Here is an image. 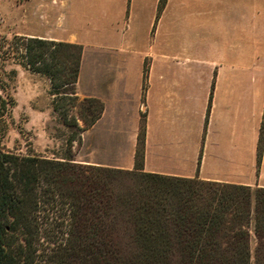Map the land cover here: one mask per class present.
Segmentation results:
<instances>
[{
    "label": "trees",
    "instance_id": "obj_1",
    "mask_svg": "<svg viewBox=\"0 0 264 264\" xmlns=\"http://www.w3.org/2000/svg\"><path fill=\"white\" fill-rule=\"evenodd\" d=\"M165 3L159 0L157 16ZM17 41L25 67L48 78L63 124L81 128L73 108L84 127L94 124L103 103L79 101L74 87L82 46L35 36ZM5 112L0 94V116ZM263 141L264 112L257 166ZM143 157V141L132 169L0 150V264H34L40 240L52 244L48 264L79 256L87 257L81 264H99L97 255L136 257L122 264H250L251 257L264 264V188L146 172Z\"/></svg>",
    "mask_w": 264,
    "mask_h": 264
},
{
    "label": "crops",
    "instance_id": "obj_2",
    "mask_svg": "<svg viewBox=\"0 0 264 264\" xmlns=\"http://www.w3.org/2000/svg\"><path fill=\"white\" fill-rule=\"evenodd\" d=\"M158 2L37 0L43 32L30 36L100 46L133 103L148 57L144 171L264 188V72L254 74L251 35L238 37L237 0H166L157 16Z\"/></svg>",
    "mask_w": 264,
    "mask_h": 264
},
{
    "label": "rangeland",
    "instance_id": "obj_3",
    "mask_svg": "<svg viewBox=\"0 0 264 264\" xmlns=\"http://www.w3.org/2000/svg\"><path fill=\"white\" fill-rule=\"evenodd\" d=\"M236 4L238 37L246 32L248 43L251 35L254 74L257 73L260 79L264 72V0H237ZM36 5L37 0H0V94L6 102V112L0 116V150L35 153L46 158L70 156L74 162L83 165L124 169L121 166L128 165L132 157L135 159V151L141 148L142 141L144 152L148 57L143 61L147 72L144 76L142 67L140 99L133 103L128 100L131 95H125L122 85L116 84L118 64L115 56L111 58L102 53L100 46H89L85 52L82 46L80 70L74 86L76 96L79 101L87 97L98 98L104 109L94 124L84 127L77 108H73L70 114L81 128H70L52 109L48 78L28 70L21 59L17 38L43 32ZM245 11L251 14V22L239 20V15ZM134 78L135 71L131 81H135ZM72 138L74 140L69 143ZM255 243L251 234L252 254ZM35 247L34 264H48L43 259L52 244L40 240ZM93 257L99 264H122L121 259L136 258ZM84 258L87 257L74 258L73 264H81ZM250 264H254V257L250 258Z\"/></svg>",
    "mask_w": 264,
    "mask_h": 264
}]
</instances>
